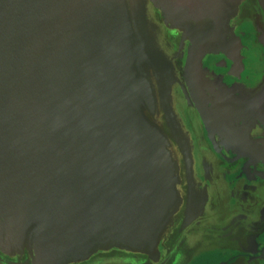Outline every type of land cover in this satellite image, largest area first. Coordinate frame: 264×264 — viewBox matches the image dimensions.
<instances>
[{
  "label": "water",
  "instance_id": "1",
  "mask_svg": "<svg viewBox=\"0 0 264 264\" xmlns=\"http://www.w3.org/2000/svg\"><path fill=\"white\" fill-rule=\"evenodd\" d=\"M239 3L0 0L1 251L26 250L34 264L158 255L181 204L179 161L160 121L175 118L168 78L210 133L240 140L248 124L264 127V87L249 96L234 79L202 74L208 53L220 66L237 55L229 20ZM150 9L193 36L180 77Z\"/></svg>",
  "mask_w": 264,
  "mask_h": 264
},
{
  "label": "flooded vegetation",
  "instance_id": "2",
  "mask_svg": "<svg viewBox=\"0 0 264 264\" xmlns=\"http://www.w3.org/2000/svg\"><path fill=\"white\" fill-rule=\"evenodd\" d=\"M149 17L159 49L174 75L182 76L193 36L165 24L158 11L150 9ZM229 26L237 55L223 56L226 64L220 66L218 53H208L202 74L234 79L254 96L264 87V0H240ZM172 100L174 120L160 121L179 161L181 204L159 240L158 255L114 252L69 264H264V127L248 124L240 140L223 129L210 133L179 83L173 84ZM0 264L34 260L26 250H0Z\"/></svg>",
  "mask_w": 264,
  "mask_h": 264
},
{
  "label": "rangeland",
  "instance_id": "3",
  "mask_svg": "<svg viewBox=\"0 0 264 264\" xmlns=\"http://www.w3.org/2000/svg\"><path fill=\"white\" fill-rule=\"evenodd\" d=\"M163 57H164L165 62H166L165 64H167L169 69H170V71H172V65H171L170 59H168L164 54H163ZM151 83H152V81H151ZM167 83L169 84V86H168V94H169L170 106L172 107V103H173V100H172V87H173V84H175L177 82L175 81V79L168 78ZM172 110H173V107H172ZM173 114H174V111H173Z\"/></svg>",
  "mask_w": 264,
  "mask_h": 264
}]
</instances>
